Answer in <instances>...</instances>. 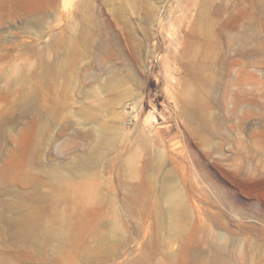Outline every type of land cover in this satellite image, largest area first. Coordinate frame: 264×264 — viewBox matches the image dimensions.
<instances>
[{
	"label": "rangeland",
	"instance_id": "rangeland-1",
	"mask_svg": "<svg viewBox=\"0 0 264 264\" xmlns=\"http://www.w3.org/2000/svg\"><path fill=\"white\" fill-rule=\"evenodd\" d=\"M0 264H264V0H0Z\"/></svg>",
	"mask_w": 264,
	"mask_h": 264
},
{
	"label": "bare ground",
	"instance_id": "bare-ground-1",
	"mask_svg": "<svg viewBox=\"0 0 264 264\" xmlns=\"http://www.w3.org/2000/svg\"><path fill=\"white\" fill-rule=\"evenodd\" d=\"M103 241H105V240L102 239L100 242H103Z\"/></svg>",
	"mask_w": 264,
	"mask_h": 264
}]
</instances>
